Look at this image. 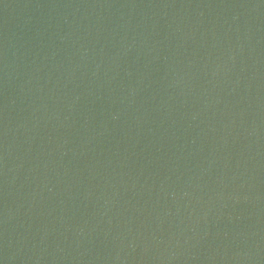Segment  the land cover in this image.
<instances>
[{
  "label": "water",
  "instance_id": "1",
  "mask_svg": "<svg viewBox=\"0 0 264 264\" xmlns=\"http://www.w3.org/2000/svg\"><path fill=\"white\" fill-rule=\"evenodd\" d=\"M0 264H264V0H0Z\"/></svg>",
  "mask_w": 264,
  "mask_h": 264
}]
</instances>
